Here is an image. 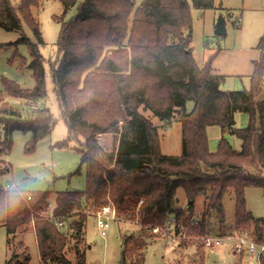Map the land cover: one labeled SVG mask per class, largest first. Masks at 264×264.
<instances>
[{
    "label": "trees",
    "instance_id": "trees-1",
    "mask_svg": "<svg viewBox=\"0 0 264 264\" xmlns=\"http://www.w3.org/2000/svg\"><path fill=\"white\" fill-rule=\"evenodd\" d=\"M61 1L66 13L78 3ZM39 3L23 0L21 12L42 42L32 13ZM215 5L216 0H145L139 6L136 0H83L77 14L63 20L58 41L62 58L53 67V79L70 140L77 139L81 145L76 173L87 167V188L59 191L50 213V190L27 192L0 184V224L6 226L10 240L34 230L41 264H73L66 255L72 229L78 237L77 264H86V250L80 249V242L88 216L110 203L119 216L138 218L146 228L167 227L173 219L177 232L184 228L188 237H207L211 217H219L224 225V198L230 190L236 204L235 227L264 244V217L248 209L246 198L250 186L264 190V100H258L264 61L256 63L250 89L229 91L221 88L223 76L216 73L213 56L199 66L192 49L191 9ZM0 25L22 29L11 0H0ZM20 41L30 46L37 84L24 89L4 79L5 92L0 90V123L5 129L2 153L12 148L14 131L32 133L28 144L32 151L56 124L48 108L34 105L46 94L39 47L26 35ZM259 47L264 55V37ZM5 94L32 102L30 114L25 117L14 109ZM189 101L194 103L191 110ZM142 107L168 123L174 118L181 121L180 155L162 152L159 126ZM237 112L249 114L247 126L236 127ZM212 125H219L223 132L217 151L209 145L207 129ZM104 133L117 137L111 150L99 141ZM226 133L241 139L239 149L228 142ZM68 145L65 141L61 146ZM7 170L9 166L0 168V176ZM180 189L187 207L179 206ZM199 197L203 210L197 218ZM76 211L79 218L71 221ZM147 236L125 238L120 264L143 261ZM200 258L204 264L205 251ZM259 259L264 264V251ZM28 261L26 256L22 264Z\"/></svg>",
    "mask_w": 264,
    "mask_h": 264
},
{
    "label": "rangeland",
    "instance_id": "rangeland-1",
    "mask_svg": "<svg viewBox=\"0 0 264 264\" xmlns=\"http://www.w3.org/2000/svg\"><path fill=\"white\" fill-rule=\"evenodd\" d=\"M11 1L22 19V29H7L0 25V90L5 92L4 79L15 81L24 89H33L37 84L31 67L30 46L20 41L26 35L38 45L46 71V94L35 104L39 108H48L56 124L52 132L42 138L32 151L28 150L32 133L14 131L12 148L4 153L0 151V168L9 166V170L0 176V184H11L27 192L50 190L52 213L59 191L87 188V167L84 165L81 172L76 173L81 162L79 151L81 145L77 139L70 140L69 126L63 116L53 79V67L58 66L62 58L58 41L63 20L75 16L83 0H78L67 13L61 0H40L39 5L32 7L33 16L39 23L42 33V42L21 12L23 0ZM144 1L136 0V5L139 6ZM189 1L192 3V0ZM230 14H242V25L238 26L229 17ZM191 15L192 49L199 66L203 67L213 56V67L223 76L222 89L228 91L250 89L256 63L264 61L263 51L259 47L264 37V0H216L214 8L200 9L192 6ZM221 16L226 20L227 33L224 35L215 33ZM5 98L14 109L22 112L23 116L27 117L30 114L33 105L29 100L8 94H5ZM258 100H264L263 84ZM192 105L193 101L187 103L188 110ZM141 110L159 126L162 152L180 155L183 149L181 121L174 118L168 123V120H161L151 110H144L143 107ZM249 119L248 113L237 112L236 127L247 126ZM4 131V125L0 123V142L4 138ZM207 134L210 149L217 151L223 134L222 128L219 125L209 126ZM225 137L234 148L241 147L242 141L237 135L226 133ZM79 139L83 140L82 137ZM65 141L69 145L61 146ZM99 141L110 150L118 142L112 133L101 134ZM179 196L181 198L179 206L187 207L183 189L179 190ZM246 198L248 209L256 216L264 217L263 188L248 187ZM224 204L226 214V218L223 219L224 225L220 223L219 217H211L207 237L197 235L188 237L186 229L177 232L173 226L161 227L155 232L150 225L144 227L138 218L128 219L119 215L111 222V227L104 236L97 225L95 212L98 209H95L94 213L88 216L80 249L86 250V264H120L125 238L133 235L138 239L145 233L150 236L145 238L148 244L142 250L145 254L144 259L141 263L131 264H200V253L203 251L204 264H260L259 253L253 254L247 248L249 242H256L255 237L235 227L236 204L233 190L225 195ZM202 210L203 198L199 197L195 217L200 218ZM77 212L71 217V221L79 218ZM68 231L71 238L66 255L73 264H77L78 237L74 229ZM208 237L222 238L221 245L207 246ZM241 243L243 247L239 248ZM26 256H29L26 264H41L35 231L31 229L10 240L6 226L0 224V264H8L12 259L13 264H22Z\"/></svg>",
    "mask_w": 264,
    "mask_h": 264
},
{
    "label": "built area",
    "instance_id": "built-area-1",
    "mask_svg": "<svg viewBox=\"0 0 264 264\" xmlns=\"http://www.w3.org/2000/svg\"><path fill=\"white\" fill-rule=\"evenodd\" d=\"M229 17L233 19L238 26L242 25L243 21V16L242 14L239 15H233L230 14ZM34 105L36 106L35 102ZM4 189H13L15 188L11 184H3ZM96 220H97V225L99 226L102 235L106 236L109 228L111 227V222L115 219H117L118 212L117 209L110 203L102 206L95 212ZM167 226H173L174 227V220H170L169 224ZM161 227H155L152 230L157 232ZM163 228V227H162ZM222 243V238H213V237H208L206 239V244L209 247H216L221 245ZM245 243V242H244ZM243 247V243L239 245V248ZM247 248L253 253H259L264 251V244H259L257 242H249L247 244Z\"/></svg>",
    "mask_w": 264,
    "mask_h": 264
},
{
    "label": "water",
    "instance_id": "water-1",
    "mask_svg": "<svg viewBox=\"0 0 264 264\" xmlns=\"http://www.w3.org/2000/svg\"><path fill=\"white\" fill-rule=\"evenodd\" d=\"M215 33L218 35H224L227 33L226 20L223 16H221L218 20Z\"/></svg>",
    "mask_w": 264,
    "mask_h": 264
},
{
    "label": "crops",
    "instance_id": "crops-1",
    "mask_svg": "<svg viewBox=\"0 0 264 264\" xmlns=\"http://www.w3.org/2000/svg\"><path fill=\"white\" fill-rule=\"evenodd\" d=\"M215 71H216V68H215ZM216 73H218L217 71H216ZM219 74V73H218ZM221 75V74H220ZM263 85H264V83H263ZM193 105H194V103H193ZM193 105L191 106V108H190V110L193 108ZM209 128V127H208Z\"/></svg>",
    "mask_w": 264,
    "mask_h": 264
}]
</instances>
